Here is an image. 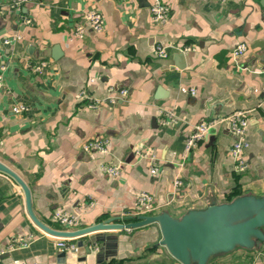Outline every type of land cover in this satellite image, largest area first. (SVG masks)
<instances>
[{"label": "crops", "instance_id": "obj_1", "mask_svg": "<svg viewBox=\"0 0 264 264\" xmlns=\"http://www.w3.org/2000/svg\"><path fill=\"white\" fill-rule=\"evenodd\" d=\"M154 1L33 0L16 8L0 0V160L29 185L35 214L53 228L61 227L51 217L58 209L76 212L81 227L126 221L142 191L154 196L153 213L175 217L205 209L210 197H264V0H161L170 8L166 22L153 20ZM94 8L103 30L74 38ZM241 42L247 51L235 58ZM157 45L168 48L167 58ZM42 59L49 66L39 73L33 67ZM20 104L27 108L16 112ZM237 111L250 120L243 173L230 154L227 118ZM168 112L174 120L163 124ZM202 121L208 134L185 155ZM96 137L111 141L109 152L83 149ZM106 164L120 165L121 174H108ZM17 236L30 243L0 264H182L160 243L157 222L91 232L70 240L76 248H59V238L29 216L22 187L0 171V247ZM207 264H264V241Z\"/></svg>", "mask_w": 264, "mask_h": 264}, {"label": "water", "instance_id": "obj_2", "mask_svg": "<svg viewBox=\"0 0 264 264\" xmlns=\"http://www.w3.org/2000/svg\"><path fill=\"white\" fill-rule=\"evenodd\" d=\"M0 171L22 187L27 211L34 223L56 237L75 238L101 230L131 229L157 222L162 234L160 243L182 264H207L219 253L241 246L253 248L264 241V197L242 195L222 203L210 197L205 209L190 210L181 217L163 211L142 214L133 220L110 218L75 230H64L53 228L37 217L29 185L1 160Z\"/></svg>", "mask_w": 264, "mask_h": 264}, {"label": "built area", "instance_id": "obj_3", "mask_svg": "<svg viewBox=\"0 0 264 264\" xmlns=\"http://www.w3.org/2000/svg\"><path fill=\"white\" fill-rule=\"evenodd\" d=\"M33 0H14V6L20 8L24 4ZM228 1V0H220ZM150 13L156 22H166L170 15V8L161 0H155L150 6ZM105 26V18L98 9H91L85 12L81 22L75 25L73 30V37L77 39H83L86 37L89 31L100 32ZM8 42V40H6ZM247 51V44L241 42L233 50V57H242ZM156 53L161 58H167L169 56V50L163 45L156 46ZM31 66V63H29ZM49 66V60L42 59L38 61L33 69L36 72L44 73ZM6 65L0 64V88L5 86L4 82V71ZM259 73L264 75V69L258 70ZM128 90L126 88L120 90V97L127 95ZM82 97H87L86 92L81 93ZM117 96L112 98V102H116ZM93 106V105H92ZM25 105L14 106L13 109L16 112H22L26 110ZM229 132L233 136V142L230 148V154L235 161V170L238 172H246L248 169V162L245 159V150L250 147V141L248 139V129L250 126L249 116L244 111H237L230 115L228 118ZM173 114L168 112L167 117L161 119L163 124L173 121ZM210 123L202 121L195 126L194 131L186 138L185 141V155L189 154L194 148H196L200 142L204 141L208 134ZM83 149L87 152L101 151L109 152L111 149V141L108 138L96 137L85 142ZM103 170L112 176H119L121 174V167L118 164H106L103 166ZM150 172L151 174L159 173V163L154 154L150 157ZM174 185L180 187L183 182L180 178L174 180ZM92 205V202H89ZM135 214L138 217L142 214H151L155 210V198L154 196L146 191L138 193L135 203ZM52 219L57 222L61 227L58 229L64 230H75L81 228L78 214L72 210L58 209L52 214ZM59 240L56 245L63 249L76 248L74 244L69 243L72 238L58 237ZM30 243V238L24 237H12L6 246L0 247V257L7 252L13 251L18 248L27 246Z\"/></svg>", "mask_w": 264, "mask_h": 264}, {"label": "trees", "instance_id": "obj_4", "mask_svg": "<svg viewBox=\"0 0 264 264\" xmlns=\"http://www.w3.org/2000/svg\"><path fill=\"white\" fill-rule=\"evenodd\" d=\"M135 218H137V216H135V217H133V218H131V217H126L125 219H126V220H133V219H135Z\"/></svg>", "mask_w": 264, "mask_h": 264}, {"label": "flooded vegetation", "instance_id": "obj_5", "mask_svg": "<svg viewBox=\"0 0 264 264\" xmlns=\"http://www.w3.org/2000/svg\"><path fill=\"white\" fill-rule=\"evenodd\" d=\"M259 244H261V243H259ZM259 244H258V245H259Z\"/></svg>", "mask_w": 264, "mask_h": 264}]
</instances>
